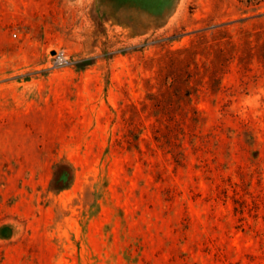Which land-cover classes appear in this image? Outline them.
<instances>
[{
	"label": "rangeland",
	"instance_id": "1",
	"mask_svg": "<svg viewBox=\"0 0 264 264\" xmlns=\"http://www.w3.org/2000/svg\"><path fill=\"white\" fill-rule=\"evenodd\" d=\"M123 4L0 0V264H264V0Z\"/></svg>",
	"mask_w": 264,
	"mask_h": 264
},
{
	"label": "crops",
	"instance_id": "2",
	"mask_svg": "<svg viewBox=\"0 0 264 264\" xmlns=\"http://www.w3.org/2000/svg\"><path fill=\"white\" fill-rule=\"evenodd\" d=\"M123 7L129 11L146 12L158 16L164 14L165 10H171L175 0H122ZM163 12V13H162Z\"/></svg>",
	"mask_w": 264,
	"mask_h": 264
},
{
	"label": "trees",
	"instance_id": "3",
	"mask_svg": "<svg viewBox=\"0 0 264 264\" xmlns=\"http://www.w3.org/2000/svg\"><path fill=\"white\" fill-rule=\"evenodd\" d=\"M73 179L72 166L68 161L61 160L54 165L53 176L50 182V190L59 192L67 189ZM8 235L5 233V236Z\"/></svg>",
	"mask_w": 264,
	"mask_h": 264
},
{
	"label": "built area",
	"instance_id": "4",
	"mask_svg": "<svg viewBox=\"0 0 264 264\" xmlns=\"http://www.w3.org/2000/svg\"><path fill=\"white\" fill-rule=\"evenodd\" d=\"M13 36L16 35V32L12 33ZM51 63L53 66H63L70 63L69 58L63 49L55 50L51 55Z\"/></svg>",
	"mask_w": 264,
	"mask_h": 264
},
{
	"label": "water",
	"instance_id": "5",
	"mask_svg": "<svg viewBox=\"0 0 264 264\" xmlns=\"http://www.w3.org/2000/svg\"><path fill=\"white\" fill-rule=\"evenodd\" d=\"M54 51H51V53H53Z\"/></svg>",
	"mask_w": 264,
	"mask_h": 264
}]
</instances>
